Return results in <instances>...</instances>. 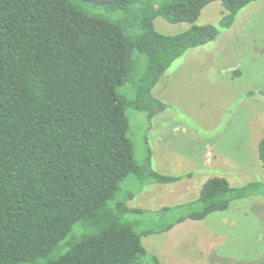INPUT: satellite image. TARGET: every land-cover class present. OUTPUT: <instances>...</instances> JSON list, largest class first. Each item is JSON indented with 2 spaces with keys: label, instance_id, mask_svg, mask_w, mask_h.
Segmentation results:
<instances>
[{
  "label": "trees",
  "instance_id": "obj_1",
  "mask_svg": "<svg viewBox=\"0 0 264 264\" xmlns=\"http://www.w3.org/2000/svg\"><path fill=\"white\" fill-rule=\"evenodd\" d=\"M257 1L0 0V264L141 263L142 235L127 220L141 211L128 208L135 194L122 197L121 184L135 176L142 188L173 185L192 174L158 173L150 149L138 166L127 111L149 122L165 112L153 91L167 71ZM215 2L226 10L219 26L196 25ZM158 18L191 27L166 36ZM259 159L264 165V139ZM255 194L264 184L211 178L196 200L150 211L158 226L144 234Z\"/></svg>",
  "mask_w": 264,
  "mask_h": 264
},
{
  "label": "rangeland",
  "instance_id": "obj_2",
  "mask_svg": "<svg viewBox=\"0 0 264 264\" xmlns=\"http://www.w3.org/2000/svg\"><path fill=\"white\" fill-rule=\"evenodd\" d=\"M225 13L221 3H212L196 25L219 26ZM190 27L155 20L156 30L166 36ZM263 88L264 0H258L239 12L233 27L215 42L189 50L167 71L153 91L167 104L165 112L149 122L146 114L127 111L138 166L150 149L158 173L192 174L173 185L142 188L135 176L121 184L122 197L135 194L128 208L141 211L127 216L147 251L140 264H150L151 257L161 264H264L263 194L235 200L226 211L202 221H187L163 234H144L158 226V217L150 211L196 200L211 178H225L234 188L264 184L259 159Z\"/></svg>",
  "mask_w": 264,
  "mask_h": 264
}]
</instances>
